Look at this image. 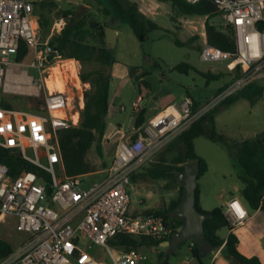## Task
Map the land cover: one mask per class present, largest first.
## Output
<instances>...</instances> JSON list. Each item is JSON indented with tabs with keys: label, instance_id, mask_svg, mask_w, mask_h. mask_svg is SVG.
I'll use <instances>...</instances> for the list:
<instances>
[{
	"label": "built area",
	"instance_id": "1",
	"mask_svg": "<svg viewBox=\"0 0 264 264\" xmlns=\"http://www.w3.org/2000/svg\"><path fill=\"white\" fill-rule=\"evenodd\" d=\"M186 1L195 4L200 0ZM209 1L232 33L234 52L209 45L204 25L199 29L190 25L185 30L199 35L201 61L224 63L229 72L238 67L239 77L196 112L192 113L190 102L183 100L166 107L139 129H119L120 138L104 176L84 190L82 179L91 173L65 174L57 136L58 131L79 125L89 86L83 83L78 90L53 72L56 67L63 70V62L74 61L79 77V63L61 59L49 45L63 21H56L50 35L41 41L33 20L34 3L0 0V97L34 101L33 105L14 101L11 108L0 106V148L16 151L22 162L15 175L0 164V222L12 218L24 234L20 245L0 264H105L87 253L93 245L108 251L111 264H139L146 259L139 251L126 252L111 247L109 241L117 235L149 237L161 243L172 237L175 229L163 217L130 212L133 176L201 116L264 77V0ZM21 43L27 48L23 59L18 58ZM53 75L65 84L64 90L47 86ZM142 102L137 98L132 103V119L142 110ZM223 214L229 233L249 218L235 197L227 202Z\"/></svg>",
	"mask_w": 264,
	"mask_h": 264
},
{
	"label": "rangeland",
	"instance_id": "2",
	"mask_svg": "<svg viewBox=\"0 0 264 264\" xmlns=\"http://www.w3.org/2000/svg\"><path fill=\"white\" fill-rule=\"evenodd\" d=\"M31 1L34 3L33 20L39 29L41 41L50 35L53 24L61 17V12L66 10H71L80 16L85 22V28L88 27L90 21H94L100 26L106 27L108 25L109 28L114 26V28L119 30L120 33L117 36L115 47L109 50L111 58L115 62L107 68V71L110 75V101H114L117 108L123 106L125 108V112H120L119 118L124 128L131 125V119L129 121L132 113L131 106L138 97L143 100L142 110H146L144 126L150 118L168 103L177 106L183 100H187L190 103L191 101H196L201 108L212 97L216 96L219 89L231 83L237 75L234 72H229L224 63L203 62L200 60V37L196 32L188 33L185 28L194 25L199 29L200 26H205L206 18L195 16L175 17L172 22L170 18L173 15L169 4H166V9L167 13H171L170 15L163 13L161 10L159 11V9L156 10L159 16L155 18V22L160 29L151 31L146 40L140 43L126 23L113 22L111 18L107 19L97 0H44L47 3L45 9H41L40 5L35 4L38 3L36 0ZM99 2L102 5L105 4V0H100ZM49 4H53L55 7ZM42 16L50 22L48 27L41 25ZM209 22L220 31L231 34L221 15L217 14ZM174 39H178L184 45L177 46L174 43ZM189 40H191V43H188ZM87 41L95 46L102 45L98 40H94L90 36H88ZM181 63L189 65L191 69L187 73L178 72L175 67ZM94 67L96 65H86L84 71H89ZM131 67L139 68L136 75L147 72V76L140 79L130 76L128 70ZM78 69L80 73V63ZM201 73L220 75V78L218 81L206 82ZM31 74L34 75L33 72ZM261 74L264 75V71ZM259 79H264V77ZM82 84L80 87H83ZM89 88L90 85L87 90ZM6 99L16 101L19 97L7 96ZM263 100L264 97L253 105L245 100H239L229 106H218L206 116L203 128L208 134L214 132L215 138L200 136L194 140L195 153L205 160L208 165V170L198 179L197 183V188L200 192V206L202 208H209L210 206L211 209L218 208L222 206L226 199H230L233 195L237 197L240 195L239 190L243 186L240 170L228 149L232 150L240 141L253 138L264 131ZM150 101L154 105L147 109ZM29 103L33 105L34 101L30 100ZM138 114L133 115L131 126H134V121ZM180 150V146L165 149L146 164L138 174L143 173L147 167L155 165L162 158L165 163H170ZM112 156L113 152L107 150L102 158L97 156L94 148L89 151L87 155L88 162L96 166L98 170L82 179V189H88L93 183L101 180L106 167L112 161ZM104 165L105 168L103 169ZM129 194L131 198L129 209L134 214L164 210L168 208L171 201L178 198L179 183L172 179L154 180L138 177L132 183ZM220 194H222V197H220ZM246 208L249 215L254 212L248 209L247 206ZM260 227H264V211L257 214L252 220H247L245 225L236 228V230L244 232L248 228L256 232ZM227 232V228H221L218 231V235L225 239ZM23 238L24 234L16 229L14 219L8 218L0 222V239L9 243L13 251L20 245ZM253 243L261 245L264 249V237L259 240H253ZM190 244L191 241L180 244L174 254L169 257V263L182 264V261H187L189 264H200L198 260L192 257L189 250ZM165 249L160 246L157 248L139 249L138 251L146 257L139 264H155L158 253L165 251ZM240 250L245 253L254 252L255 247L252 248L251 244L247 245L242 241ZM86 251L89 255L98 258L105 264H111L110 255L105 248L93 245ZM213 253H208L202 257L201 264H210ZM220 257L228 262L224 250L221 252Z\"/></svg>",
	"mask_w": 264,
	"mask_h": 264
},
{
	"label": "trees",
	"instance_id": "3",
	"mask_svg": "<svg viewBox=\"0 0 264 264\" xmlns=\"http://www.w3.org/2000/svg\"><path fill=\"white\" fill-rule=\"evenodd\" d=\"M36 1L38 3L35 4L40 5L41 9L46 8L47 3L44 0ZM156 1L167 3L171 6L173 16L171 15L172 17L170 19L172 22L175 20V17H206L205 32L207 43L221 51L228 53L234 52L232 33H224L209 22L219 14L209 0H200L195 4H191L186 0ZM98 3L102 7L105 16L111 15L120 22L126 23L140 43L146 40L151 31L160 29L155 22L139 10L138 5L134 2L129 0H105L104 5L99 1ZM49 5L55 7L53 4ZM58 20L63 21V27L59 33L50 38L49 45L58 53L61 59H74L79 62L81 65L79 80L82 83H88L90 85V88L84 94V107L81 112L79 125L77 127L62 129L57 133L65 174L67 176H79L98 170L87 159V155L92 148H94L99 158L104 156L103 142L107 130L106 117L108 114L110 90V75L108 74L107 68L112 66L115 61L111 58L109 50L105 47V27L100 26L94 21H90L88 27L85 28L84 20L71 10L61 12V17ZM40 22L43 27L50 25V22L44 16L41 17ZM257 28L260 29L261 26L258 25ZM88 36L94 40H98L102 45L95 46L90 44L87 41ZM174 43L177 46L184 45L178 39H174ZM188 43H191V40ZM26 54V45L21 43L18 58L23 59ZM86 65H96V67L89 71H84ZM138 69V67L129 68V75L137 79L147 76V72L136 75ZM190 69L191 67L184 63L175 67V70L180 73H187ZM234 73L237 74L235 78L239 77L240 70L238 67ZM201 76L206 82L218 81L220 78V75L211 73H201ZM226 87L227 85L219 89L217 93ZM263 97L264 79H259L250 83L233 96L225 99L218 106H229L239 100H245L253 105ZM0 106L11 108V105L4 100L0 102ZM217 107L210 112L214 111ZM190 108L192 113L196 112L199 108L198 103L191 101ZM145 112L146 110L143 109L137 115L134 121V127L136 129L143 126ZM210 112L192 123L166 147V149H172L178 146L181 148L178 155L170 163H165L162 158L155 165L147 167L143 173L135 174L132 182H135L138 177H145L154 180L172 179L179 183L177 174L183 170V165L190 161L198 162L199 172L197 178L199 179L207 171V164L205 160L195 153L193 141L199 136L215 138L214 132L208 134L203 128V122ZM228 150L240 170V178L244 185L240 192L242 202L251 211L257 209L264 211V131L255 135L253 138L240 141L235 145L234 149ZM0 164L8 167L10 175L17 174L22 167V162L16 151L2 148H0ZM182 192L183 188L179 183V196L170 202L168 208L164 210L146 211L143 215L161 216L166 223L173 225L175 229L174 233L180 231L183 223L180 219L173 218L172 212L180 203ZM195 197V208L199 213L207 217L203 221V239L209 246V252L222 248L221 250L225 251L229 264H261L258 258L245 257L238 252V240L234 234L229 233L225 240L218 236L217 232L221 228H228L223 209L215 208L211 211H203L198 204V188L195 190ZM160 243L161 241H156L149 237H132L128 235H117L109 241L111 247L122 249L126 252L130 250L138 251L141 248H157ZM12 252V246L0 239V260L9 257ZM190 252L192 257L201 264V258L204 255H202L198 247L193 243L190 244ZM173 254L174 251L170 248H166L165 251H160L155 264H168V259Z\"/></svg>",
	"mask_w": 264,
	"mask_h": 264
},
{
	"label": "crops",
	"instance_id": "4",
	"mask_svg": "<svg viewBox=\"0 0 264 264\" xmlns=\"http://www.w3.org/2000/svg\"><path fill=\"white\" fill-rule=\"evenodd\" d=\"M98 1H100V0H97V2ZM129 1H131V2H134V3H136L137 5H138V7H139V10L145 15V16H147L149 19H151L153 22H155V18L156 17H158L159 15H158V12L156 11L157 9H159V11L161 10V11H163V13H165V14H168V15H170L171 13H167V7H166V4L167 3H160V2H157L156 0H129ZM171 7V6H170ZM102 8V7H101ZM156 14V15H155ZM107 17V19L108 18H111L112 20H113V22H119V20H117L115 17H113V16H111V15H108V16H106ZM106 19V20H107ZM156 23V22H155ZM117 24V23H116ZM112 29V30H115V31H117V36L119 35V30L117 29V28H114V26H112V27H108V25H106V27H105V29ZM47 38V37H46ZM79 63V62H78ZM78 67H79V64H78ZM79 78V77H78ZM81 82V81H80ZM110 91V90H109ZM14 98V97H13ZM138 98H140V97H138ZM2 100H4L5 102H7V103H11V102H14V101H12V100H8V99H6V97H0V102H2ZM21 100H23V101H21ZM16 102L17 103H21V102H23V103H21V104H23L24 106H26L27 105V103H29V102H26L22 97H19V99H16ZM108 103H109V107H108V114H107V117H106V123H107V130H106V133H105V136H104V142H103V150H104V153H105V151L107 150V151H111V152H113V154H114V151H115V148H116V144H117V142H118V140H119V138H120V130H126V131H128V132H130V131H132V128H135L134 126H131L132 125V123H133V120H132V113H131V115H130V117H129V121H130V119H131V125L129 126H127L126 128H124L123 126H122V122H120L119 121V118H120V112H125V108H124V106L123 107H115V102L114 101H110V93H109V100H108ZM168 106H174L172 103H168V104H166V105H164L163 106V108L160 110V111H162L163 109H165L166 107H168ZM112 108V109H111ZM122 108V109H121ZM159 111V112H160ZM158 112V113H159ZM112 119V120H111ZM114 121V122H110V121ZM81 121V120H80ZM120 129V130H119ZM200 137V136H199ZM198 138V137H197ZM196 139V138H195ZM194 139V140H195ZM249 139V138H248ZM193 143H194V141H193ZM113 157V156H112ZM207 164V163H206ZM207 170H208V165H207ZM206 173V172H205ZM204 173V174H205ZM203 174V175H204ZM244 186V185H243ZM243 186H242V188L239 190V193L241 192V190L243 189ZM232 195V194H231ZM220 197H222V194H220ZM232 197H235V198H237V199H239V200H241V202H242V199H241V196L239 195L238 197L237 196H235V195H233ZM231 197V198H232ZM216 198V197H215ZM230 198V199H231ZM230 199H226L224 202H223V204H222V206H220V207H218V208H222V209H224L225 208V206H226V204H227V202L230 200ZM243 203V202H242ZM198 204H199V207H200V209L201 210H203V211H211V210H213V209H215V208H213V209H211L210 207L209 208H202L201 206H200V192H199V197H198ZM243 205H244V203H243ZM245 206V205H244ZM213 207H215V206H213ZM245 208H246V206H245ZM211 209V210H210ZM247 209V208H246ZM248 211V210H247ZM262 211L260 210V209H257V210H255L253 213H251L250 215L248 214V216H249V218H248V220H252L257 214H260ZM257 229V228H256ZM228 233L229 232H227V235H228ZM232 234H234V235H236L237 236V238H238V244H237V250H238V252L241 254V255H243V256H245V257H256V258H258L259 259V261L261 262V264H264V249L261 247V245H255L254 243H253V240H259L261 237H264V227L263 228H259V230L258 231H256V232H254L253 230H250V229H245V231L244 232H241V231H239L238 232V229L236 230V229H234L232 232H231ZM235 233H237V234H235ZM258 233V234H257ZM217 234H218V232H217ZM219 236V235H218ZM220 237V236H219ZM221 238V237H220ZM227 238V237H226ZM225 238V239H226ZM224 239V240H225ZM242 241L243 242H245L247 245H250L251 244V246H252V248H254L255 247V250H253L254 252H248V253H245V252H243V250H240V244L242 243ZM222 248H220V249H218V250H216V251H212L211 253H213V256H212V258H211V260H210V264H228V262L225 260V259H223L222 257H220L221 256V252L223 251V250H221ZM190 250V249H189ZM146 258V257H145ZM185 262H187V261H182V264H184ZM168 264H170L169 263V260H168ZM189 264V263H188Z\"/></svg>",
	"mask_w": 264,
	"mask_h": 264
},
{
	"label": "water",
	"instance_id": "5",
	"mask_svg": "<svg viewBox=\"0 0 264 264\" xmlns=\"http://www.w3.org/2000/svg\"><path fill=\"white\" fill-rule=\"evenodd\" d=\"M117 31L104 29V41L108 50L115 47ZM154 103L150 101L147 109H150ZM199 164L196 161H190L183 165V170L177 174V180L183 188L180 203L172 212L175 219H180L183 226L180 231L175 232L169 240L160 243V247L170 248L176 251L180 244L191 241L195 244L202 255L209 252V246L203 239V221L207 218L198 212L195 208V190L198 183ZM203 256V257H204Z\"/></svg>",
	"mask_w": 264,
	"mask_h": 264
},
{
	"label": "bare ground",
	"instance_id": "6",
	"mask_svg": "<svg viewBox=\"0 0 264 264\" xmlns=\"http://www.w3.org/2000/svg\"><path fill=\"white\" fill-rule=\"evenodd\" d=\"M63 70H59L57 67L53 70L55 75L61 74L64 79H67L72 83L78 90L80 89V80L76 75L75 71V62L74 61H69V62H63L62 64ZM61 69V68H60ZM68 74V76H67ZM55 75H53L50 80L47 81V86L52 89V88H57L58 90H64L65 84L63 82H57V80H54ZM57 77V78H58Z\"/></svg>",
	"mask_w": 264,
	"mask_h": 264
},
{
	"label": "snow or ice",
	"instance_id": "7",
	"mask_svg": "<svg viewBox=\"0 0 264 264\" xmlns=\"http://www.w3.org/2000/svg\"><path fill=\"white\" fill-rule=\"evenodd\" d=\"M235 207H237V208H238V206H235Z\"/></svg>",
	"mask_w": 264,
	"mask_h": 264
}]
</instances>
